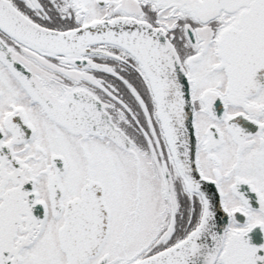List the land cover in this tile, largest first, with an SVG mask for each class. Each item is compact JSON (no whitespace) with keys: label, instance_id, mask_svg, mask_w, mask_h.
Masks as SVG:
<instances>
[{"label":"snow or ice","instance_id":"snow-or-ice-1","mask_svg":"<svg viewBox=\"0 0 264 264\" xmlns=\"http://www.w3.org/2000/svg\"><path fill=\"white\" fill-rule=\"evenodd\" d=\"M0 264H264V0H0Z\"/></svg>","mask_w":264,"mask_h":264}]
</instances>
